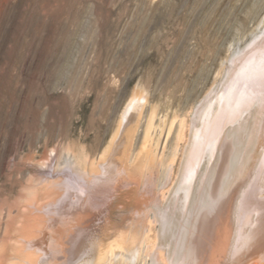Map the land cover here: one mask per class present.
Instances as JSON below:
<instances>
[{"label":"rangeland","instance_id":"1","mask_svg":"<svg viewBox=\"0 0 264 264\" xmlns=\"http://www.w3.org/2000/svg\"><path fill=\"white\" fill-rule=\"evenodd\" d=\"M263 36L264 0H0V264L51 203L56 264L97 236L134 254L100 264H264L257 247L229 251L239 199L264 190ZM230 74L257 97L184 181L183 142ZM76 214L90 215L80 236Z\"/></svg>","mask_w":264,"mask_h":264},{"label":"bare ground","instance_id":"2","mask_svg":"<svg viewBox=\"0 0 264 264\" xmlns=\"http://www.w3.org/2000/svg\"><path fill=\"white\" fill-rule=\"evenodd\" d=\"M261 40L264 41V36L262 37ZM252 52L253 50L252 51L249 50L247 52L240 53L238 58L249 56V54ZM232 74H236L235 71L232 72ZM252 92L253 91L250 88H248V86H245V85L243 86L240 83V80L235 78V75L230 74L225 79L222 86L215 92L213 96L214 103L216 104V108L214 109V111H211L212 102L210 101L208 105H204L203 108H199V110L197 111V116H196L197 123L194 126V128L190 130V134L188 138H186L185 141L183 142L184 146L182 148L183 150H182V154H181L182 156H181V161H180L181 166H180L179 171L184 181L189 182V180H191L194 177L204 155H206V153L208 152L211 153L213 151V148L215 144L217 143L219 137L221 136L226 124L233 123V121L236 120V118L241 113H243L244 111H247L250 108V106L254 103L255 97L257 96L256 94ZM138 98L136 100H138ZM262 99L264 100V98ZM136 107H137V103L135 101H131L130 105L128 106V108L126 109L124 113V116L127 119L126 121L129 122L130 124L127 125L126 124L127 122H124L125 124H121L120 127L118 126L119 127V141H118L119 147L116 150L115 154L113 155L114 161L111 162L112 166L118 165L120 163V158L125 157V149L127 146V141H129L128 136L132 130L131 124L134 119L133 110ZM145 138H144V141H145ZM263 164H264V159H263ZM106 165L108 164H105V166ZM106 169L108 171V168ZM250 186L251 188L242 194L241 198L239 199L238 205H237V209L235 212L236 214V235L237 236L235 238V243L233 244L232 248L229 249V251L235 256L245 245L254 246V247H257L258 251L261 253L260 258L262 260L264 259V198L260 200L256 198V193H258L257 186L259 185L253 182L252 184L249 185V187ZM260 191L263 192L264 190L263 191L260 190ZM59 204H57V206H54L52 203L43 204L41 208L40 207L37 208L41 212L39 216L34 217L33 219H31V221L27 220L22 223V226L20 228L22 232L20 233V236L15 245V248H16L15 255H16V258L18 259L17 264H56L54 261L55 256H53L54 254H56V250H57L55 249V246H56L55 244L58 243L57 241L60 240L64 234L63 230H59L60 226L57 222L58 219L55 220L54 218L57 214H59L60 211H62L60 210L61 207L59 206ZM72 210L74 211V209ZM88 214H84L81 217H80V214L79 215L76 214L78 215L76 216L78 223H76L75 224L76 226L75 225L74 226L77 228L76 233H75L77 236L82 235V233L84 232L83 225L85 224V222H87V220L89 221L90 219V215ZM41 221H45V223L47 224L46 230H44L43 232L38 229L39 225L42 223ZM40 231L43 234L36 235V233ZM71 240L69 242L70 247L65 246V249H64L66 251L65 264H100L106 261H112V260L114 261L115 257H117L118 255L121 257L120 261L123 262L127 260L128 258L127 254L131 258H133L134 256L132 249L126 248L124 238L123 240L122 238L120 241L118 240L119 242L117 241V244L115 246H111L107 250L104 248L102 240L99 236L94 237V239L89 240L86 243L82 242L83 244L80 246V248L78 247L79 248V250H77L78 254L73 256L71 248L73 247L75 243V238ZM145 247L147 246H144V248ZM60 256L61 255H56V257H60ZM158 258H159V254H157L156 256V261ZM244 259L246 260L247 258H244ZM242 260L243 259H241L240 261ZM181 264H183V262H181Z\"/></svg>","mask_w":264,"mask_h":264}]
</instances>
